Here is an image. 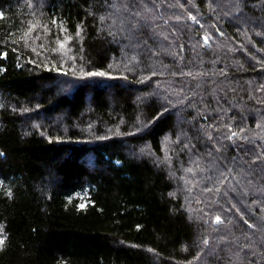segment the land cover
I'll return each mask as SVG.
<instances>
[{"label":"trees","instance_id":"16d2710c","mask_svg":"<svg viewBox=\"0 0 264 264\" xmlns=\"http://www.w3.org/2000/svg\"><path fill=\"white\" fill-rule=\"evenodd\" d=\"M0 238L264 264V0H0Z\"/></svg>","mask_w":264,"mask_h":264},{"label":"snow or ice","instance_id":"6c2138e0","mask_svg":"<svg viewBox=\"0 0 264 264\" xmlns=\"http://www.w3.org/2000/svg\"><path fill=\"white\" fill-rule=\"evenodd\" d=\"M217 220H219V218H217ZM3 243H4V240L0 238V245H2Z\"/></svg>","mask_w":264,"mask_h":264},{"label":"water","instance_id":"95a60500","mask_svg":"<svg viewBox=\"0 0 264 264\" xmlns=\"http://www.w3.org/2000/svg\"><path fill=\"white\" fill-rule=\"evenodd\" d=\"M205 42H206V44H207V45L209 44V41H208V39H207V38H205Z\"/></svg>","mask_w":264,"mask_h":264}]
</instances>
